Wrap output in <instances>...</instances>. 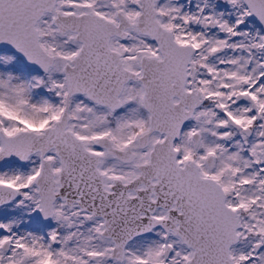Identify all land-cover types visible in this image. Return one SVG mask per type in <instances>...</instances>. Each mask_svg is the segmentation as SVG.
<instances>
[{"label":"snow or ice","instance_id":"1","mask_svg":"<svg viewBox=\"0 0 264 264\" xmlns=\"http://www.w3.org/2000/svg\"><path fill=\"white\" fill-rule=\"evenodd\" d=\"M0 264H264V0H0Z\"/></svg>","mask_w":264,"mask_h":264}]
</instances>
